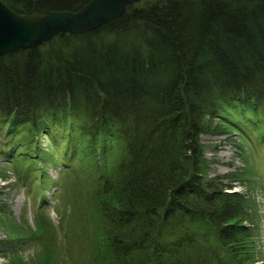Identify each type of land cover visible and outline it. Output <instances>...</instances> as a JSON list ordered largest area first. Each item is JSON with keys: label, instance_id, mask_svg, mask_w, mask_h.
<instances>
[{"label": "trees", "instance_id": "trees-1", "mask_svg": "<svg viewBox=\"0 0 264 264\" xmlns=\"http://www.w3.org/2000/svg\"><path fill=\"white\" fill-rule=\"evenodd\" d=\"M1 1L34 18L90 0ZM224 124L264 145V0H140L0 55V151L45 133L82 164L102 240L89 264H255L238 179L209 176L203 153Z\"/></svg>", "mask_w": 264, "mask_h": 264}, {"label": "rangeland", "instance_id": "rangeland-1", "mask_svg": "<svg viewBox=\"0 0 264 264\" xmlns=\"http://www.w3.org/2000/svg\"><path fill=\"white\" fill-rule=\"evenodd\" d=\"M224 129L200 137L209 176L227 174L238 179L231 191L247 200L251 217L244 224L255 232V264H264V145L254 140L255 135ZM6 134L7 129L0 132V150L12 143ZM32 136L29 144L22 132L15 135L19 144L11 158L0 151V264H89L101 240L92 202L94 187L82 164L62 155L49 135ZM20 150L31 154L14 156ZM43 220L51 228L46 230Z\"/></svg>", "mask_w": 264, "mask_h": 264}, {"label": "water", "instance_id": "water-1", "mask_svg": "<svg viewBox=\"0 0 264 264\" xmlns=\"http://www.w3.org/2000/svg\"><path fill=\"white\" fill-rule=\"evenodd\" d=\"M140 0H90L77 11H50L34 19L0 0V55L43 45L58 34H79L122 16Z\"/></svg>", "mask_w": 264, "mask_h": 264}]
</instances>
